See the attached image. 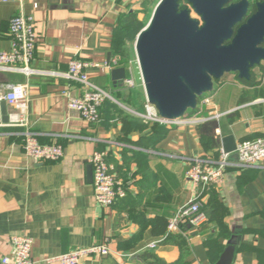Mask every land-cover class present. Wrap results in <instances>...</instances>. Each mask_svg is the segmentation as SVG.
<instances>
[{
  "label": "crops",
  "instance_id": "crops-1",
  "mask_svg": "<svg viewBox=\"0 0 264 264\" xmlns=\"http://www.w3.org/2000/svg\"><path fill=\"white\" fill-rule=\"evenodd\" d=\"M160 1H0V51L11 50L10 21L19 14L33 17L38 37L31 64L35 73L27 77L3 72L0 83L28 85L29 130L40 144L65 149L57 162L35 161L23 151L24 129L0 127V261L11 254L14 237L26 236L33 240L37 264L94 245L108 246L110 254L86 259L85 264H154L149 255L167 264H218L230 241L236 251L233 264H264V167L247 173L228 169L215 188L227 210V230L215 239V261L205 245L216 232L210 225L213 210H203L208 195L200 199L206 223L150 247L162 239L155 234L156 222L169 220L197 196L186 178L191 159H218L227 136H233L237 146L264 137V104L257 103L264 99V62L253 69L251 85L239 77L227 82L225 76L210 92L213 98L199 103L194 116L215 120V132L212 121L204 126L160 124L166 133L155 132L158 123L140 117L146 113L147 97L133 47L126 79L133 77L136 85L127 87L126 79L122 86L114 85L111 73L122 66H108L119 58L114 53L119 27L133 13L147 25ZM75 59L93 64L90 81L112 98L102 105L97 124L69 108V97H80L85 90L65 77ZM11 111L4 103V124ZM202 136L212 144L203 146ZM95 152L106 154L128 189L112 207L95 200L90 163Z\"/></svg>",
  "mask_w": 264,
  "mask_h": 264
},
{
  "label": "water",
  "instance_id": "water-1",
  "mask_svg": "<svg viewBox=\"0 0 264 264\" xmlns=\"http://www.w3.org/2000/svg\"><path fill=\"white\" fill-rule=\"evenodd\" d=\"M230 1L187 0L190 8L181 9V0H161L138 35L135 53L146 97L162 118H184L214 90L215 81L227 74L249 81L252 70L264 62V0L237 30L249 2ZM111 76L116 87L122 86L127 69L116 68ZM221 143L226 153L237 149L233 136ZM233 244L230 241L218 264H233Z\"/></svg>",
  "mask_w": 264,
  "mask_h": 264
},
{
  "label": "built area",
  "instance_id": "built-area-1",
  "mask_svg": "<svg viewBox=\"0 0 264 264\" xmlns=\"http://www.w3.org/2000/svg\"><path fill=\"white\" fill-rule=\"evenodd\" d=\"M10 2L13 0H0ZM21 1V0H14ZM11 50L0 51V73L13 72L21 73L30 77L35 72L31 68L34 61L37 33L33 17L19 14L10 21ZM119 58L113 59L109 68L117 67ZM137 65L139 67L138 61ZM93 64L80 59L71 61L69 72L65 77L70 81L81 84L84 93L77 98L69 97V108L80 114L81 118L89 124H97L101 120L100 109L110 94L97 87L90 81L88 70ZM140 70V69H139ZM131 73V69L129 71ZM141 75V73H140ZM142 80V77H141ZM143 82V81H142ZM136 85L133 77L126 79V86L134 88ZM144 85V84H143ZM8 104L12 111L9 114V121L4 124L2 121L3 104ZM263 103L264 99L257 101ZM146 113L140 117L146 122L158 123L165 126L182 124L205 123L212 119L190 117L186 120H167L162 118L156 108L147 100ZM29 94L28 85L14 83H0V127L22 128L24 132L23 151L25 155L35 161L57 162L64 157L65 149L61 145H42L37 135L29 130L28 121ZM219 118V116L215 117ZM214 119V118H213ZM219 133V131H218ZM236 155V160L232 156ZM90 163L94 174V194L96 202L102 207H112L116 202L124 199L128 194L127 187L120 182L113 167L106 161L104 152H95ZM264 167V137L251 141H244L238 144L233 153H226L223 148L219 149L218 159H191L186 178L193 184L197 191L194 200L182 206L169 220L166 236L160 241L150 245L155 248L160 242L175 233H182L187 228L197 229L207 222V217L202 211L201 193L208 187H219L224 180L228 169H235L239 172ZM33 240L26 236H16L12 239V252L0 261V264H37L32 257ZM110 254L106 245H94L85 249H77L68 254L47 258L44 263L57 264H85L84 260L92 257H105Z\"/></svg>",
  "mask_w": 264,
  "mask_h": 264
},
{
  "label": "trees",
  "instance_id": "trees-1",
  "mask_svg": "<svg viewBox=\"0 0 264 264\" xmlns=\"http://www.w3.org/2000/svg\"><path fill=\"white\" fill-rule=\"evenodd\" d=\"M185 8V7H183ZM147 25H144L137 17L136 14H130L126 20L121 24V26L119 27V32L117 35V39L115 41L114 44V48L115 51L114 53L116 55L119 56V62H118V66H122L125 67L127 70L130 66V62H131V54H132V47L134 46L136 39L138 37V35L140 34V32L146 27ZM253 71V70H252ZM225 78V76L220 79L223 80ZM241 82L245 83V84H249L251 85L252 83H254V76L251 73V79L249 81L246 80H240ZM200 102H198L199 105ZM198 109V108H197ZM196 110H191L189 112V115L191 117H194V114L196 115ZM213 122L212 126V132H215V126L216 123L214 122L215 120H210L207 121L205 123H202L200 126H204L207 125L209 122ZM199 126V127H200ZM155 132H164L166 133V129L162 126H160V124H157L154 126ZM206 129V128H205ZM210 132V131H208ZM203 138V146L205 145L206 147V143H210V145L212 144V140L210 141V139L204 138V136H202ZM217 153L219 154V149L217 151ZM250 171V170H246V173ZM215 186H211L208 187L206 190L203 191V193H201V198L205 197V196H209V202L207 203V205H205V207L203 208H211L213 210V215H212V219L210 221V225L214 227V229L216 230V232H214L211 236L207 237V240L205 241V245L207 246L208 250H209V254L211 256V259H213L214 261L218 258L219 252L217 254L216 252V246L218 247L215 239L218 236H222L225 234L226 230H227V226L225 224V217L227 215V210L224 207V205L222 203H220V201L217 198V194L215 193ZM155 234L160 236V237H165L166 233H167V225H168V220H158L155 224ZM157 230V231H156ZM187 229H185L184 231H186ZM173 235H170L169 237H167L165 239V241H169L171 238H173ZM221 251V249H220ZM146 257V256H145ZM150 258H152L154 260V264H167L164 261H162L161 259H159L158 257L154 256V255H149Z\"/></svg>",
  "mask_w": 264,
  "mask_h": 264
},
{
  "label": "rangeland",
  "instance_id": "rangeland-1",
  "mask_svg": "<svg viewBox=\"0 0 264 264\" xmlns=\"http://www.w3.org/2000/svg\"><path fill=\"white\" fill-rule=\"evenodd\" d=\"M253 1V3L254 2H257V0H252ZM180 6H181V9H184L183 7H185V8H190V6H189V4H188V2H187V0H181V3H180ZM193 15L195 16V17H197L195 14H194V12H193ZM133 50L135 51V45L133 46ZM225 76H227V79H226V81L227 82H230V81H232V82H234V81H237L238 80V75L237 74H227V75H225ZM221 80H218V81H215V83H214V88H216V87H218L217 85H219ZM225 81V79L223 80V82ZM213 98V96H210V93H207V94H205V95H203L200 99H199V102H201V101H205L206 99H209V98ZM190 112V111H189ZM189 112L187 113V115H189ZM190 116V115H189ZM200 117V116H199ZM188 118V117H187ZM200 118H204L203 116L202 117H200Z\"/></svg>",
  "mask_w": 264,
  "mask_h": 264
},
{
  "label": "flooded vegetation",
  "instance_id": "flooded-vegetation-1",
  "mask_svg": "<svg viewBox=\"0 0 264 264\" xmlns=\"http://www.w3.org/2000/svg\"><path fill=\"white\" fill-rule=\"evenodd\" d=\"M241 1L242 0H231L230 4H236V3H239ZM247 1L249 2V8H248L247 15L245 16L243 21L239 25H237L235 30H237L239 27H241L243 24H245L250 17H252L254 14L257 13L258 4L262 2V0H257V2H254V3L252 0H247ZM262 47H264V44L262 45Z\"/></svg>",
  "mask_w": 264,
  "mask_h": 264
}]
</instances>
